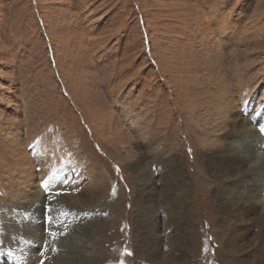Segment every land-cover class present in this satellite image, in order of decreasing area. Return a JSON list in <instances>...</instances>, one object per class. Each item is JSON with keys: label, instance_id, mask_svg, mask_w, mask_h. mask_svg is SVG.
Listing matches in <instances>:
<instances>
[{"label": "rangeland", "instance_id": "1", "mask_svg": "<svg viewBox=\"0 0 264 264\" xmlns=\"http://www.w3.org/2000/svg\"><path fill=\"white\" fill-rule=\"evenodd\" d=\"M218 13L250 32L239 45L238 62L255 84H264V0H0V200L11 164L4 130L19 127L18 137L28 139L39 128L42 142H53L64 160L70 156L71 166L80 154L104 184L101 191L93 189L98 206L83 215L69 213L77 220L70 234L94 224L103 242L96 264H134L137 217L146 206L142 185L146 174L157 180L160 173L152 157L142 160L139 174L131 173L129 151L140 156L143 150L137 138L128 143V120L136 109L153 119L156 145L176 143L187 164L197 246L192 262L232 264L219 248L217 236L225 237L214 226L204 186L212 184L195 153L198 139L185 142L195 127L189 120L193 108L182 97L189 77L183 71L195 63L186 58L202 51L197 26L216 24ZM249 40L256 45L247 48ZM31 146L24 149L32 162L44 156Z\"/></svg>", "mask_w": 264, "mask_h": 264}, {"label": "bare ground", "instance_id": "2", "mask_svg": "<svg viewBox=\"0 0 264 264\" xmlns=\"http://www.w3.org/2000/svg\"><path fill=\"white\" fill-rule=\"evenodd\" d=\"M222 16L218 13L216 24L197 26L196 41L199 39L202 51L196 57L193 51L186 58L195 63L183 71V77H189L182 97L193 108L189 120L195 130H190L185 142L198 139L194 140L195 153L212 184L205 182L204 186L214 226L225 237L217 236L220 250L232 264H264V84H255L256 78L238 62L239 45L250 32L240 29L238 20L227 23ZM254 42L249 40L246 47L256 45ZM135 110L134 118L128 120L132 122L128 134L133 138L125 136L130 137V145L134 138L139 139L143 150L140 156V152L129 151L131 173L139 174L142 160L151 157L159 162L160 173L157 180L146 174L142 185L146 206H140L137 217L133 262L194 264L197 246L192 236L195 224L188 201L193 192L187 164L176 143L156 145L153 119L147 120ZM38 129L33 128L29 140L19 138L16 130H4L2 145L11 164L5 165L6 175L3 170L7 180L5 197L0 200V264H96L101 261L103 243L97 226L70 234L77 220L69 213L83 215L98 206L93 189H103L101 175L80 154L69 165L70 156L64 160L53 142H42ZM27 140L42 158L31 161L24 149Z\"/></svg>", "mask_w": 264, "mask_h": 264}]
</instances>
